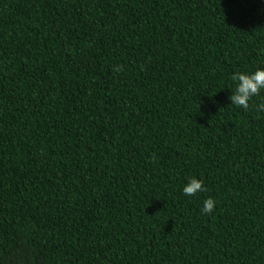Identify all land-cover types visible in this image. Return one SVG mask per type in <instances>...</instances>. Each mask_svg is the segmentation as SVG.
<instances>
[{"label":"trees","instance_id":"obj_1","mask_svg":"<svg viewBox=\"0 0 264 264\" xmlns=\"http://www.w3.org/2000/svg\"><path fill=\"white\" fill-rule=\"evenodd\" d=\"M262 66L264 0H0V264H264Z\"/></svg>","mask_w":264,"mask_h":264},{"label":"clouds","instance_id":"obj_2","mask_svg":"<svg viewBox=\"0 0 264 264\" xmlns=\"http://www.w3.org/2000/svg\"><path fill=\"white\" fill-rule=\"evenodd\" d=\"M230 80L234 83V89L230 91V95L228 96L230 104L247 109L252 97L264 91V66L257 67L252 71H233L230 74ZM255 109L258 113L264 112V101L258 102L255 105ZM203 185V178L191 176L184 183L182 192L187 196H192L203 191ZM215 203L212 197L205 198L201 211L210 213Z\"/></svg>","mask_w":264,"mask_h":264}]
</instances>
